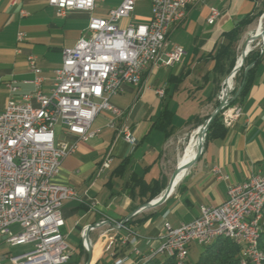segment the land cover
<instances>
[{
    "label": "crops",
    "instance_id": "0c3cea01",
    "mask_svg": "<svg viewBox=\"0 0 264 264\" xmlns=\"http://www.w3.org/2000/svg\"><path fill=\"white\" fill-rule=\"evenodd\" d=\"M119 3L96 0L92 11L70 10L60 16L45 0H20L14 6L0 0V111L10 97L34 90L35 86L26 82L35 76L28 65L29 55L35 57L40 69V90L48 94L54 71L61 66L62 49L74 46L86 32L91 17L107 18ZM211 7L219 14L209 24ZM21 9L27 15H21ZM255 10L263 11L257 19L262 21L264 0H192L186 5L183 19L172 25L167 35L169 47L184 49L181 61L172 66L150 65L140 87L125 84L110 99L122 111L114 119L116 127L127 125L136 138L135 145L108 126L112 115L107 111L95 117L91 129L96 133L86 141L55 126L56 142L77 145L63 158L56 178L75 192L61 207L66 242L70 234L77 236L75 244L67 243L70 257L65 264L86 263L88 252L82 246L81 233L89 226V264H137L140 256H134L133 249L146 255L157 248L165 222L173 227L187 223L200 206L223 203L230 184L246 181L254 174L264 175L263 50L248 87L236 94L235 104L241 115L230 127L214 126L206 132L203 150L180 174L165 199L135 212L165 191L187 150L192 160L196 156L199 147L191 150V142L204 122L203 112L215 99L216 85L223 74L221 67L217 68V47L223 43L224 33ZM150 17V1L138 0L131 16L117 24L125 27L128 23H147ZM18 32L23 34L20 42L16 40ZM250 33L252 36L254 31ZM10 85L15 89L11 90ZM159 89L162 95L157 93ZM232 89L228 88L230 92ZM107 153L112 163L98 172ZM102 220L108 223L96 225ZM121 221H129L130 233L122 227L118 232L111 230V223ZM115 236L128 239L120 244L110 239ZM203 249L192 243L188 254L198 250L199 258Z\"/></svg>",
    "mask_w": 264,
    "mask_h": 264
},
{
    "label": "built area",
    "instance_id": "2783aa9c",
    "mask_svg": "<svg viewBox=\"0 0 264 264\" xmlns=\"http://www.w3.org/2000/svg\"><path fill=\"white\" fill-rule=\"evenodd\" d=\"M20 0H8L9 6ZM62 16L70 10L92 11L96 0H45ZM138 0H120L109 11L107 18L91 17L86 32L74 46L61 51V66L54 71L48 94L40 90L42 78L35 57H27L34 72V90L18 98L10 97L0 111V237L9 246L31 245L20 254L10 256L9 264H65L70 257L69 246L62 232L64 219L61 207L65 200L75 196L74 190L59 183L61 162L75 151L76 143L56 142L55 126L86 141L96 130L91 129L95 117L102 111L112 115L108 122L125 141L135 145L136 138L127 125L116 127L114 119L122 111L111 104L113 95L123 85L140 87L144 72L150 65L172 66L181 61L184 49L169 47L168 31L179 23L185 7L192 0H149L151 17L147 23L117 22L131 16ZM21 15H27L23 9ZM219 11L211 7L207 22L212 24ZM23 34L18 32L17 41ZM263 48L260 50L262 54ZM11 90L15 87L10 85ZM162 95V90H157ZM229 97L221 107V122L230 127L241 115L239 106H231ZM112 156H103L98 172L108 169ZM217 172V169H214ZM264 193V175L254 174L240 183L230 184L226 200L217 206H200L197 215L177 227L164 223V233L158 247L142 255L134 248L140 260L159 255L173 256L174 263L193 264L188 260L189 245L202 246L215 232L228 231L240 246L239 259L243 264H256L250 249L255 229L264 228L261 212H256L258 195ZM102 220L96 225L107 224ZM118 232L120 222L111 224ZM88 228V227H87ZM86 228V229H87ZM91 228V227H90ZM82 231V246L88 251L90 243ZM128 233L131 230H127ZM125 244L127 236L110 237ZM121 262V261H120ZM119 262V263H120ZM1 264V261H0ZM196 264V263H194Z\"/></svg>",
    "mask_w": 264,
    "mask_h": 264
},
{
    "label": "trees",
    "instance_id": "16d2710c",
    "mask_svg": "<svg viewBox=\"0 0 264 264\" xmlns=\"http://www.w3.org/2000/svg\"><path fill=\"white\" fill-rule=\"evenodd\" d=\"M262 10H255L253 14L246 15L243 17L232 30L227 33H224V41L222 44H219L215 53V57H217V68L221 67V71L223 72L222 62L225 56L229 53L230 49L234 46L235 41L238 37L244 33L247 26H249L253 21H255L261 14ZM264 50V49H263ZM261 56L260 52L250 51L245 57L244 63L252 64L251 68L246 73L244 81L242 83L241 88L239 89V94H242L244 90L248 87L252 71L255 67L256 62ZM236 60V58H235ZM235 60L230 63V70H232ZM236 101V98L234 102ZM208 116H206L204 120H206ZM201 122V123H202ZM219 126L223 128V124L221 122L220 114H217L213 120L210 122L206 132H208L212 127ZM205 138V137H204ZM204 143V139H203ZM122 228L126 230H131L129 226V221H125L122 225ZM232 239L228 237H218L210 244H207L204 247L202 253L200 254L196 264H239V251L240 246L235 244ZM258 246L260 250L264 254V229L260 233V237L258 240ZM137 264H175L173 256H166L164 258L161 257H149L145 260L138 261Z\"/></svg>",
    "mask_w": 264,
    "mask_h": 264
},
{
    "label": "rangeland",
    "instance_id": "374dc122",
    "mask_svg": "<svg viewBox=\"0 0 264 264\" xmlns=\"http://www.w3.org/2000/svg\"><path fill=\"white\" fill-rule=\"evenodd\" d=\"M259 19V17L257 18ZM257 19L255 21H253V23H251L249 25V27L244 31V33H242L238 39L235 41L234 46L230 49L229 53L225 56L223 62H222V67H223V74L222 77L220 79V81H218L217 85H216V95H215V99L214 101L212 100V104L209 105L206 110L203 112L204 118L206 116H209L217 107L220 99V92L222 89V83L225 80V78H228L229 76L232 75V72L230 73V63H232L235 58L236 60L239 57V54L241 53V51L243 50L244 46L247 44V47L250 49V51H254V52H260V50L263 48V45L260 41H262V38L264 39V17L263 20L261 21V26L260 29L258 30V33L260 36L255 39L254 41L249 42V39L251 36L250 32L255 31L256 30V25L257 23ZM118 25V24H117ZM119 27H123L122 25H119ZM253 34V33H252ZM235 60V61H236ZM250 64L244 63V65L240 68L239 71L236 72V74L231 78V82L228 84V88L233 87L232 91L230 92V96L229 97H233V100L230 102L231 106H235V98H236V94L237 91H239V89L242 86V83L244 81L245 78V68L247 66H249ZM230 73V75H228ZM228 75V77H226ZM200 134H198V136L196 137V139L199 137ZM187 140L185 141V143L182 145L181 147V152L184 151L185 149L184 146L186 144ZM75 238L77 239V236L75 235V233L70 234V237L68 238L67 243L71 246L72 243L75 244ZM31 245H18V246H9L7 243H4L2 241V238L0 237V261L1 264H9V257L10 256H14L17 254H20L24 251H27L31 248ZM104 259H107L104 257ZM188 259L191 263H195L198 260V250H191L188 254ZM110 260H108L109 262Z\"/></svg>",
    "mask_w": 264,
    "mask_h": 264
},
{
    "label": "bare ground",
    "instance_id": "6f19581e",
    "mask_svg": "<svg viewBox=\"0 0 264 264\" xmlns=\"http://www.w3.org/2000/svg\"><path fill=\"white\" fill-rule=\"evenodd\" d=\"M261 26V21H259L256 25V30L254 31L253 35L250 37L249 42L254 41L255 39H253L255 36H257V38L260 36L258 33V30L260 29ZM256 38V39H257ZM264 44V39L262 38V45ZM250 49L247 47V44L244 46L243 50L241 51V53L243 51H246ZM248 52V53H249ZM239 54L238 59L235 61L234 66L237 68L240 65L241 59H242V54ZM247 53V54H248ZM247 56V55H246ZM245 61V58H244ZM233 66V67H234ZM240 70V69H239ZM237 70V71H239ZM237 71H234L233 68L231 70L232 75L229 76L228 78H226V83L224 82V84L222 85V89L220 92V96L219 99L223 100L224 102L228 100L229 96H230V91L228 90V84L231 82V78L236 74ZM224 86V87H223ZM197 134H200L199 137L194 140H192L191 142V150L197 146L200 148V146H202L203 143V139H204V133L202 132V126L199 127V129L196 130ZM198 136V135H197ZM192 161V157L189 154V150H187L184 155L182 156V158L180 159L179 165L178 167H176V172L177 175L174 179V182H176V180L179 178L180 174H182L185 170L187 165ZM256 212H261V216L264 218V193H262L261 195H258L257 201H256ZM264 229V228H263ZM263 229H255V231L252 233L251 235V241H250V249L252 250L254 257H256V264H264V254L263 252L260 250L259 246H258V240L260 237V233ZM218 237H228L230 239H232V233L228 232V231H220V232H215V234L210 236L209 241H207L206 244L202 245L205 246L207 244H210L211 242H213L215 239H217ZM150 257H159V255H152ZM149 258V257H146ZM174 258V257H173ZM175 264H180V263H175ZM239 264H243L242 261H239Z\"/></svg>",
    "mask_w": 264,
    "mask_h": 264
},
{
    "label": "water",
    "instance_id": "95a60500",
    "mask_svg": "<svg viewBox=\"0 0 264 264\" xmlns=\"http://www.w3.org/2000/svg\"><path fill=\"white\" fill-rule=\"evenodd\" d=\"M256 38H257V36H255L253 39H256ZM263 49H264V44H263ZM248 52H249V50H246V51H243V52L241 53V54H242V59H241L240 65H239L237 68L234 66V67H233V70H234V71L239 70V69L244 65V58L246 57V55H247ZM252 65H253V63L250 64L249 66H247V67L245 68V75H246L247 71L249 70V68H251ZM224 82H225V80L223 81L222 84H224ZM237 93H238V91H237ZM235 96H236V95H235ZM224 104H225V102H224L223 100H220L219 103H218V105H217V107L215 108V110H214V111L208 116V118H207L206 120H204V122L201 124V126H202V132L204 133V136H205L206 130H207V128H208L210 122H211V121L213 120V118L218 114L219 110L221 109V107H222ZM202 150H203V145L200 146V148L198 149V152H197L196 156L194 157V159H193L192 161H194V160L197 158V156L201 153ZM192 161H191V162H192ZM191 162H190V163H191ZM190 163L187 165V167L190 165ZM187 167H186V168H187ZM176 170H177V169L174 170V172H173V174H172V176H171V178H170V181H169V183H168V185H167L165 191H164L163 193H161L157 198H155V199H153V200H151V201L145 203L143 206L139 207L135 212H137V211H139V210H141V209H143V208H145V207H151V206L157 205V204H159L162 200L165 199V197L167 196V194L169 193V191L172 189V186L174 185L173 182H174V179H175V177H176V175H177ZM135 212H134V213H135ZM134 213H133V214H134ZM124 222H125V221H121L120 224L123 225ZM111 224H113V223H111ZM90 227H91V226H89V227L86 229V232H85V239H86V241H87L88 243H89V241H88V238H87L86 234H87V231H88V229H89ZM89 247H90V245H89ZM87 252H88V258H87V261H86L85 264H89V262H90V258H91V255H90L89 249H88Z\"/></svg>",
    "mask_w": 264,
    "mask_h": 264
}]
</instances>
